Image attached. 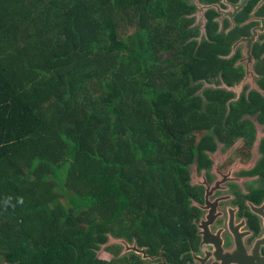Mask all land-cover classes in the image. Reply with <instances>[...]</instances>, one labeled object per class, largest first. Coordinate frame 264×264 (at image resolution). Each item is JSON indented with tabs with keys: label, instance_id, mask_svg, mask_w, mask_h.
Returning <instances> with one entry per match:
<instances>
[{
	"label": "trees",
	"instance_id": "16d2710c",
	"mask_svg": "<svg viewBox=\"0 0 264 264\" xmlns=\"http://www.w3.org/2000/svg\"><path fill=\"white\" fill-rule=\"evenodd\" d=\"M188 0H0V264H104L179 215L212 97ZM206 106V108H204ZM211 142V137L207 139Z\"/></svg>",
	"mask_w": 264,
	"mask_h": 264
},
{
	"label": "flooded vegetation",
	"instance_id": "af4514ba",
	"mask_svg": "<svg viewBox=\"0 0 264 264\" xmlns=\"http://www.w3.org/2000/svg\"><path fill=\"white\" fill-rule=\"evenodd\" d=\"M189 39L213 44L198 78L215 119L199 131L179 215L159 233L112 235L104 264H260L264 259V0H188ZM206 108V106H204ZM211 137V142H206Z\"/></svg>",
	"mask_w": 264,
	"mask_h": 264
},
{
	"label": "clouds",
	"instance_id": "9594fccd",
	"mask_svg": "<svg viewBox=\"0 0 264 264\" xmlns=\"http://www.w3.org/2000/svg\"><path fill=\"white\" fill-rule=\"evenodd\" d=\"M24 199L23 197H16L15 202H13V198L11 196L6 197L2 202H0V206H2L5 210L8 208L15 209L17 205H23Z\"/></svg>",
	"mask_w": 264,
	"mask_h": 264
},
{
	"label": "rangeland",
	"instance_id": "374dc122",
	"mask_svg": "<svg viewBox=\"0 0 264 264\" xmlns=\"http://www.w3.org/2000/svg\"><path fill=\"white\" fill-rule=\"evenodd\" d=\"M96 253H97V256L100 257V258H102V256L104 255L102 253V250L101 249L97 250ZM104 256H106V255H104ZM2 264H5V263H2Z\"/></svg>",
	"mask_w": 264,
	"mask_h": 264
},
{
	"label": "water",
	"instance_id": "95a60500",
	"mask_svg": "<svg viewBox=\"0 0 264 264\" xmlns=\"http://www.w3.org/2000/svg\"><path fill=\"white\" fill-rule=\"evenodd\" d=\"M260 264H264V259H263V261L260 262Z\"/></svg>",
	"mask_w": 264,
	"mask_h": 264
}]
</instances>
